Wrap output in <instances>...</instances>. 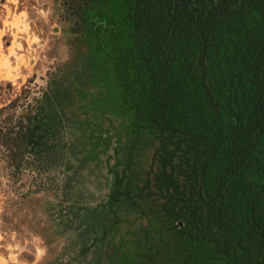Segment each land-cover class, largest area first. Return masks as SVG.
Wrapping results in <instances>:
<instances>
[{"label":"trees","instance_id":"trees-1","mask_svg":"<svg viewBox=\"0 0 264 264\" xmlns=\"http://www.w3.org/2000/svg\"><path fill=\"white\" fill-rule=\"evenodd\" d=\"M101 1L60 0L77 18L76 42ZM129 10L118 43L141 59L129 71L150 83H116L117 111L59 65L0 115V160L31 177L25 195L41 196L61 238L47 264H115L121 224L136 212L154 220L161 250L198 229L228 259L263 264L264 0H132ZM97 37L109 40L102 28L89 40ZM104 130L119 134L113 145L96 144Z\"/></svg>","mask_w":264,"mask_h":264},{"label":"rangeland","instance_id":"rangeland-1","mask_svg":"<svg viewBox=\"0 0 264 264\" xmlns=\"http://www.w3.org/2000/svg\"><path fill=\"white\" fill-rule=\"evenodd\" d=\"M131 2L102 0L99 14L90 17L83 29L88 35H85L86 40L82 39L77 47L72 48L75 19H64L59 0H0V111L5 108L0 115L5 117L14 109L9 106L15 99L19 100L17 105H22L24 91L45 85L49 72L59 65L64 66L66 74L71 76L68 82H72L76 89L90 91L94 101L100 97L108 99L116 111L118 102L112 96L116 83H133L134 88H139V83H150L149 77L141 70L129 71L130 65H139L141 59L118 43L120 36L127 31L125 26ZM98 28L108 32V41L98 37L89 40ZM91 55L95 56L96 62L87 61ZM75 63L80 65L78 70H74ZM170 79L166 82L169 83ZM79 96L76 101L84 102L83 94ZM119 97L122 111L127 113L128 100L122 93ZM103 127L107 128L108 124L105 122ZM98 135L91 139L93 142L95 139L96 144L113 145L119 137L117 131L104 130ZM5 165L0 160V264H47L58 257L61 238L55 234L54 225L46 222L45 202L38 201L41 196L25 195L33 187L31 177H17ZM105 177L108 183L114 184V175L107 174L103 182ZM49 195L52 199L53 194L50 192ZM155 225L147 214L142 216L136 212L125 216L121 224L125 228L124 246L114 256L115 264L247 263L239 257H225L220 251L223 247L220 244L216 247V243L198 229L183 237L177 236L161 250L157 246L160 240ZM111 240L108 238L107 244L106 240L101 242L99 250L102 255L110 252ZM116 242L117 237L113 243Z\"/></svg>","mask_w":264,"mask_h":264},{"label":"flooded vegetation","instance_id":"flooded-vegetation-1","mask_svg":"<svg viewBox=\"0 0 264 264\" xmlns=\"http://www.w3.org/2000/svg\"><path fill=\"white\" fill-rule=\"evenodd\" d=\"M60 1V0H59ZM60 6H61V4H60ZM62 9V8H61ZM61 15L62 16H64V19H66V20H70V18H68V16L66 15V13L62 10V13H61ZM71 19H73V18H71ZM75 19V21H74V30H75V40H73V43H72V48L74 47H77L78 45H79V42H76L77 41V39H76V37L78 36V32H77V30H76V27H77V18H74ZM59 67V66H58ZM55 70H57V68L55 69ZM55 70L54 71H52V72H55ZM52 72H49V76H50V73H52ZM47 83H49V78H48V82Z\"/></svg>","mask_w":264,"mask_h":264}]
</instances>
